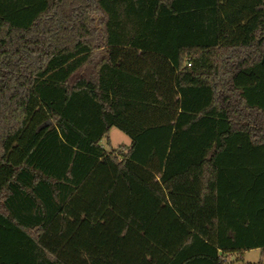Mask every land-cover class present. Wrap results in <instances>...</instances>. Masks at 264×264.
<instances>
[{"label":"trees","instance_id":"trees-1","mask_svg":"<svg viewBox=\"0 0 264 264\" xmlns=\"http://www.w3.org/2000/svg\"><path fill=\"white\" fill-rule=\"evenodd\" d=\"M254 250L264 0H0V264Z\"/></svg>","mask_w":264,"mask_h":264},{"label":"rangeland","instance_id":"rangeland-1","mask_svg":"<svg viewBox=\"0 0 264 264\" xmlns=\"http://www.w3.org/2000/svg\"><path fill=\"white\" fill-rule=\"evenodd\" d=\"M110 140L112 142L113 148L118 149L120 146H130L131 141L125 135H123L118 130L113 129L110 133ZM102 146L105 148L107 152H110L111 149L108 148L106 142H103ZM241 258V259H240ZM234 262L231 264H259L261 261V251L254 250L250 252H246L243 256H235Z\"/></svg>","mask_w":264,"mask_h":264}]
</instances>
